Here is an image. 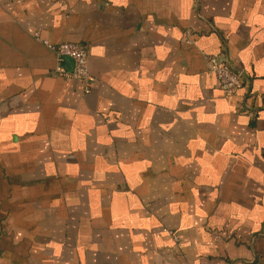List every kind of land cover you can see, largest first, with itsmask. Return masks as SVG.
Returning a JSON list of instances; mask_svg holds the SVG:
<instances>
[{
    "label": "crops",
    "instance_id": "1",
    "mask_svg": "<svg viewBox=\"0 0 264 264\" xmlns=\"http://www.w3.org/2000/svg\"><path fill=\"white\" fill-rule=\"evenodd\" d=\"M0 264H264V0H0Z\"/></svg>",
    "mask_w": 264,
    "mask_h": 264
},
{
    "label": "built area",
    "instance_id": "2",
    "mask_svg": "<svg viewBox=\"0 0 264 264\" xmlns=\"http://www.w3.org/2000/svg\"><path fill=\"white\" fill-rule=\"evenodd\" d=\"M63 1V0H56ZM37 38V35H34ZM42 44L53 51L59 59H68L72 62V70L64 72L59 67L55 69L57 74L64 78L81 81L84 84L83 93L88 94L90 88L88 81L90 79L87 50L84 46L76 43L64 42L52 45L46 41ZM206 67L213 74L218 90L223 98H228L236 93L240 87V74L233 71L231 67L217 57L207 58Z\"/></svg>",
    "mask_w": 264,
    "mask_h": 264
}]
</instances>
